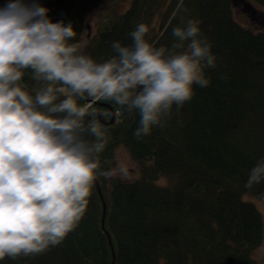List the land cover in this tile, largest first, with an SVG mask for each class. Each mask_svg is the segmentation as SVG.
<instances>
[{
	"label": "trees",
	"instance_id": "16d2710c",
	"mask_svg": "<svg viewBox=\"0 0 264 264\" xmlns=\"http://www.w3.org/2000/svg\"><path fill=\"white\" fill-rule=\"evenodd\" d=\"M249 1L264 8V0ZM38 2L53 23L73 26L77 35L69 43L98 63L115 55L113 42L131 46L138 24L148 28L150 43L171 48L173 28L197 20L216 67L204 69L208 87L194 85L192 100L179 112L173 106L166 126L140 140L134 136L137 112L97 101L96 117L102 113L110 123L115 116L113 124H100L99 165L110 175L95 182L79 227L59 246L0 264H113L114 256L115 264H258L254 254L264 242V221L244 199L264 202V181L245 188L250 170L264 159V32L240 25L232 0ZM5 3L0 0V6ZM95 12L97 30L84 49L87 21ZM31 76L26 70L29 91L39 86ZM121 146L139 164L140 180L113 175ZM161 178L169 180L167 187L157 185Z\"/></svg>",
	"mask_w": 264,
	"mask_h": 264
},
{
	"label": "clouds",
	"instance_id": "9594fccd",
	"mask_svg": "<svg viewBox=\"0 0 264 264\" xmlns=\"http://www.w3.org/2000/svg\"><path fill=\"white\" fill-rule=\"evenodd\" d=\"M76 35L71 24L53 23L38 0L0 6V260L41 255L79 227L95 182L110 175L99 165V119L85 123L96 117L97 101L137 112L140 140L166 126L173 106L179 112L192 100L194 85L208 87L204 69L216 67L193 19L173 28L171 48L150 43L138 24L131 46L113 42L115 55L100 63L69 43ZM26 70L39 85L30 91ZM262 181L264 159L245 188Z\"/></svg>",
	"mask_w": 264,
	"mask_h": 264
},
{
	"label": "rangeland",
	"instance_id": "374dc122",
	"mask_svg": "<svg viewBox=\"0 0 264 264\" xmlns=\"http://www.w3.org/2000/svg\"><path fill=\"white\" fill-rule=\"evenodd\" d=\"M232 2L235 19L240 25L247 26L253 31L264 32V8L253 4L249 0H232ZM98 21L99 14L96 12L89 17L84 41L82 43L84 49L94 37ZM113 175L127 181H136L141 178L140 166L135 162L130 151L125 146L119 147L116 152V164L114 166ZM168 184L169 180L164 178H161L157 183L158 186L162 187H167ZM244 201L254 204L264 221V202L251 197H245ZM254 259L258 264H264V242L260 249L254 254Z\"/></svg>",
	"mask_w": 264,
	"mask_h": 264
},
{
	"label": "water",
	"instance_id": "95a60500",
	"mask_svg": "<svg viewBox=\"0 0 264 264\" xmlns=\"http://www.w3.org/2000/svg\"><path fill=\"white\" fill-rule=\"evenodd\" d=\"M96 118L99 119V124H102V125L103 124H105V125H111L115 121V116L113 115L111 122L110 123H107L106 120H105V117H104V115L102 113H99ZM104 211H105V208H104ZM113 264H115V256H114V259H113Z\"/></svg>",
	"mask_w": 264,
	"mask_h": 264
}]
</instances>
